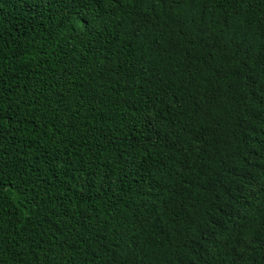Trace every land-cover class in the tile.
I'll return each instance as SVG.
<instances>
[{"label":"trees","instance_id":"1","mask_svg":"<svg viewBox=\"0 0 264 264\" xmlns=\"http://www.w3.org/2000/svg\"><path fill=\"white\" fill-rule=\"evenodd\" d=\"M0 264H264V0H0Z\"/></svg>","mask_w":264,"mask_h":264}]
</instances>
